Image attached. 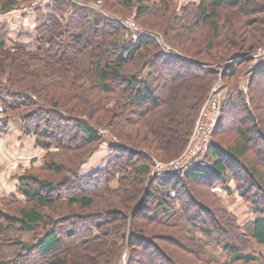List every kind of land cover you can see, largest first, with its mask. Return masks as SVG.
Masks as SVG:
<instances>
[{
	"label": "trees",
	"instance_id": "1",
	"mask_svg": "<svg viewBox=\"0 0 264 264\" xmlns=\"http://www.w3.org/2000/svg\"><path fill=\"white\" fill-rule=\"evenodd\" d=\"M22 1L0 0V13L32 0ZM114 1L125 7L137 5L139 14L161 9L159 4H147L149 0ZM257 1L190 2V7L196 10L194 26L215 19L218 16L217 10L221 8L233 10L240 16L241 30H234V27L227 29L226 26L221 29L214 20L211 22V47L216 48L219 44L226 47L227 53L223 54L222 60L230 61L231 58L243 55V51H237L239 48H255L264 44V20L256 16L264 13V3L262 0ZM107 4L109 9L114 10V4ZM251 5H254L253 8ZM33 13L36 22L31 33L19 32L16 38H11L13 29L4 21L0 24V54L13 57L12 68L5 67V62L4 67L0 64V77L7 74L9 79V84L0 83V93L4 95L0 96V103L8 106L10 110L32 106L37 112L54 115V119L44 120L46 128L43 131L36 122L37 116L34 114L37 113L23 115V122L28 126L25 131L38 135V146L44 145L48 148L55 144L59 150L75 149L78 148L75 141L79 134L88 145L99 143L108 135L102 129L109 126L110 119L116 121L117 128L109 126V133L114 135L116 141L109 144L113 156L106 165L85 175L81 176L77 168L90 158L91 150L74 165L76 167L68 168L69 178H64L58 184L31 175L20 177L24 198L33 204L22 208L18 216L1 212L0 220L9 221L13 226L18 224L22 231L35 233L36 236L28 242L14 240L19 245V251L10 262L0 256V264H98L97 259L100 261V258L103 259L102 264H111L106 249L112 242L118 249V240L114 237L119 236V232L122 233L123 227L127 226L130 227L129 246H142L145 251L143 260L138 259L136 262L177 264L172 252L169 253L164 247L152 242L143 226L158 224L183 228L191 233L193 227L199 226L197 223L202 220L204 213L209 214L210 220L205 223H211V226H201L199 231L206 238L219 239L215 248L223 250L224 260L213 259L207 253L204 254L203 249H196L199 260L214 264H264V254L256 249L257 246H264V112L258 111L256 117L253 114L255 98H264V60L256 62V73L249 78L247 84L248 95L232 92L228 96L213 134L233 132L238 135L240 144L235 142L233 146H226L220 140H213L206 156L197 165L154 176L149 197L145 196L141 202L127 208L126 210L131 211L130 215L123 209L113 208L105 212H95L96 214L72 213L63 219H47L44 210L54 207L58 202L67 203L69 208H96L95 196L99 192L108 191L117 197L121 193H129V190L122 189L121 184L115 186V182L120 183L134 175L141 183L143 177L150 173L153 161L146 150L139 145L137 147L129 144V140L124 138V134L131 127L140 125L147 128L149 135L154 136L153 141L157 144L151 145L149 149L160 151L166 158L180 154L192 134L194 119L206 98L204 95L218 72L209 67L208 63L191 62L190 59L176 56L161 48L156 49L157 42L148 34L125 30L120 21L88 6L52 0L35 8ZM251 15H254L253 19ZM27 37L29 40H23ZM38 60L48 65V68H40L35 74L29 65ZM86 61L94 62L95 87L106 95L116 94L118 97V104L105 111L104 117L101 114H92L90 102L82 107V111L81 108L75 106L73 109L71 106L77 100L74 97H81L82 90L75 87L71 80L69 82L66 65L78 68ZM229 63L224 68L227 67V73L230 69V77H233L236 74L234 67L242 63L248 64L249 60L239 59L228 67ZM27 79L30 81H25ZM43 80L46 83H42ZM186 82L189 83V88L199 85L195 91L196 99L191 104H187L186 97L192 90L181 91V86ZM201 85L204 87L203 91L200 89ZM255 89L257 96L253 94ZM33 97L39 99L34 100ZM182 97L185 103L181 101ZM54 100L56 102L53 103ZM247 100L252 106L247 105ZM76 103L81 105L77 101ZM65 107L69 109H63ZM5 109L9 110L7 107ZM71 110H75L76 114L66 115L71 114ZM242 113L243 117L237 118ZM124 114H132L127 118L129 123H125L124 119L122 124ZM60 121L72 123L76 131L62 126ZM176 123L178 128L170 130L169 127ZM246 127L251 128L252 132L245 131ZM47 128L54 130L55 134H49ZM249 152H255L257 163H248ZM158 155L161 156L160 153ZM49 169L60 174L63 166L50 165ZM230 180L242 181L243 184L240 183L239 186L241 195L254 209L255 219L248 229L240 226L236 216L228 213L226 209H219L222 214L219 216L217 211H210L199 205L185 184L186 181L209 183L210 186L222 183L223 187L228 188ZM70 184L72 185L69 186ZM150 201H153V206ZM1 223L0 237L6 232V224ZM65 227L66 244L61 236ZM188 237L196 239L195 235ZM3 244L7 243L0 242V248ZM116 248L113 246L112 252L116 253ZM121 249L122 246L118 249L120 253ZM93 251L97 252L95 258L92 256ZM146 257H149L147 262Z\"/></svg>",
	"mask_w": 264,
	"mask_h": 264
},
{
	"label": "rangeland",
	"instance_id": "2",
	"mask_svg": "<svg viewBox=\"0 0 264 264\" xmlns=\"http://www.w3.org/2000/svg\"><path fill=\"white\" fill-rule=\"evenodd\" d=\"M19 1L23 2L22 0ZM81 1L89 2V4L103 11L105 14H107V16L112 17L116 20H120V23L125 27V30H139L140 33L148 34L149 37H151L157 42L158 45H156V49L161 48L176 56L178 55L182 56V58L190 59L191 62L198 61L204 62L206 64L208 63L207 65L209 67L211 66L215 68L218 73L217 76H215L214 80L211 81L209 85V90L204 95L206 96V98L194 119L192 134L180 154L172 158H166L160 151L158 152L149 149L152 147L151 145L156 146L157 144L153 141L154 136L149 135V132L147 133V128L144 127V129L143 127H140V125H137L136 127H131L128 132L124 134V138L129 140V144H133L137 147L139 145L141 149L146 150L147 153L152 157L153 161L150 173L143 177L144 179H142L141 183H139L138 179H135L134 175H130L129 177H127L126 180L120 181V183L115 182V186L121 184L122 189L129 190V193H121L117 197L116 195H111V193L108 191L99 192V194L95 196L96 208H91L87 210L79 209L78 206L69 208L67 203L58 202L54 207H50L44 210V215L47 219H63L68 214L72 213L96 214L95 212H105L113 208L123 209L128 215H130L131 211L126 210L127 208L133 207L137 202H141L145 196L149 197V192L153 180L152 178L154 176L160 175L157 174L159 173V169L157 167L171 165L172 162L176 160L181 161L188 156V149L190 147L191 139L194 137V135H196L195 130L199 121V117L209 100L214 97L216 93L218 94L223 91L221 101V105L223 106V104H225L226 102V99L229 95H231L232 92H241L243 95L247 94L248 81L256 73V62L264 60V44L255 48H251L249 46L245 47L244 49L239 48L237 51H243V55L231 58L230 61L222 60L224 56L223 54L227 53L224 44H219L216 48L211 47V39L213 38L211 22H213V20L220 26L221 29H223L224 26H226L227 29L234 27V30L241 28L240 16L233 10H227L224 8L218 9V16L215 19H210L207 23H203L200 25L198 24L197 26H194L193 23L195 22L194 19L196 18V10L195 8L190 7V2H197V0H149L147 4H149L150 6L159 4V6H161V9H153L147 14H139L137 10V5H128L127 7L122 5L120 6L114 0ZM262 2L264 3V0H262ZM107 3L111 4L112 6L114 4V10L109 9L107 7ZM254 5L256 7V1H254ZM253 16L254 15H251L252 19ZM256 16L262 19V21L264 20V13L257 14ZM4 22L9 24L10 28L14 29L11 30L12 33L10 34V37L16 38V35L19 32L31 33L33 31L32 25L36 22V16L34 13L32 15L30 13H27L26 16H14L11 22H7L6 20ZM0 24H3L1 19ZM23 40L29 39L27 37ZM211 50H213V52ZM228 50L230 49L228 48ZM0 58L1 67H4L5 62V67L9 69L12 68V56L9 57L6 54L1 53ZM239 59H248L249 63L245 65L244 63H242L238 64L237 67L235 66L234 71L236 72V74L233 77H230V69L227 73V67L224 68V66L227 62H230L228 65V67H230L231 65L235 64L233 63L234 61L236 62ZM30 66H32L31 70L34 71L35 74H37V71L40 70V68H43V70H46L48 68V65H45L40 60L36 61V63H30L29 67ZM66 69H68L67 73L70 77L69 82L71 80L72 83H75V87L80 88L82 90L80 91L81 97H74L73 95L74 98H77V100H74L71 104L73 109H75L76 106L77 108H81L80 111H82V107L90 102V106L93 108L92 114H101L104 117L105 111H108L110 108L118 104V97L116 94L106 95L101 92L97 87H95L96 75L94 71V62L86 61L80 64L78 68H76L74 65H66ZM0 80V83L9 84L7 74L1 75ZM25 81H30V79H27ZM201 82L202 81H198V83ZM28 83H30V86H32L31 82ZM42 83L46 82H44L43 80ZM52 83H50L49 87H51ZM183 85V87L181 86V89L183 88V90L181 91L188 92L192 90L186 97L187 104H191L196 99L197 95L195 91H197L199 85L196 87L194 85V87L192 88H189V83L187 82ZM62 88L65 87L63 86ZM200 89H202L201 91H203L204 87H202L201 85ZM201 91L198 90L199 93ZM254 92L253 94L257 96L256 89L254 90ZM0 96L4 95L0 93ZM32 99L36 100L39 98L33 97ZM233 99L235 101L236 97ZM76 101L81 103V105L79 106ZM181 101L185 103V99L183 97L181 98ZM52 102L54 103L56 102V100ZM236 102L239 103L240 101L237 100ZM254 102L255 113L253 114L256 117L259 112L261 113V110L262 112H264V98L256 97ZM246 103L249 107L250 105L252 106L250 101L247 100ZM4 107H7L9 109L8 106L4 105ZM5 108L3 110V113L6 114L7 117L0 121V152H7L9 150L10 142L14 140V142H12L11 144L16 149L18 148V142H22L25 144L26 150L24 152V157H27L28 159L23 161V163H19L18 159H16L13 161L14 163L9 162L0 165V213L5 212L10 214L11 216H18L19 211L22 208L26 206L30 207L33 204L32 201H28L26 197L24 198V195L21 191V176L31 175L37 177L40 180H45L48 182H52L53 184H58L59 181L65 180L64 178H69L67 177L68 170L71 167H76L74 165L79 160H81L82 157L89 153L88 151H92L90 154V158H88L84 165L77 168V171L81 176L89 173L90 171L96 168L100 169L104 167L106 165V162L113 156L110 151L109 144L111 141H116V138H114V135L112 136V134L109 133L111 130L109 126H114L115 128H117V126L115 125L116 121L114 119H110L108 122L109 126H107L106 129H102L105 134H108L104 137V141L88 145L85 143L86 141L82 138L81 134H79L77 135V140L75 141V144H78V148H62L59 150L56 148L55 144L50 145V147L48 148H46L44 145L38 146V135L33 133H27L25 130L26 128H28V126L25 122H23V115H26V113H37L34 114V116H37L36 122L40 124V130L43 131L46 128L44 125V120L47 118L52 119L54 116L53 114L48 115L46 113H40V111L37 112L33 109L34 107L32 108V106L27 107V109L15 110H7ZM63 109L69 108L65 107ZM238 109L243 110L242 107H238ZM70 113L71 114L66 115H75L76 111L71 110ZM221 113L222 110L219 113V119ZM124 115L125 118L124 116L122 117V124L124 122V119L125 123H129L127 118L128 116H132V114ZM241 117H243V113L238 114L237 116V118ZM60 124L62 126H68L69 128H71V131L73 129V132L76 131V128L73 127L72 123L60 121ZM177 128V123L171 128L169 127V129L172 131L176 130ZM246 128L247 129H245V131L251 130V128L249 127ZM46 130L49 134H55L54 130L52 129L47 128ZM5 131L8 132L6 133ZM250 132H252V130ZM8 134L14 137V139L9 138L5 140L3 135L7 136ZM70 134L71 133H69V135ZM212 137L213 140H220L226 146H233L235 142H237L238 144L241 143L238 135L234 134L233 132H218ZM252 137H254V135H252ZM159 153L161 154V156L158 155ZM203 158L204 157L200 158L199 160ZM247 159L248 163L251 164L258 162V158L255 155V152H249L247 154ZM48 165H52L55 167L60 165L63 166L62 173H54L52 170L49 169ZM34 166L37 169L34 168ZM240 183L241 185L243 184L242 181L239 182L237 180H230L229 186L227 188L223 187L222 183H215L214 186H210L209 183L203 182H185L186 186L191 191L194 200L199 205L209 209L210 211H217V215L219 216L222 215L219 209H226L228 213H232L236 216L237 222L238 224H240V226H243L244 228L248 229L250 223L255 219V213L252 205L247 201L245 197L241 195L242 193L239 190ZM71 185L72 184H70L69 186ZM249 197L251 198L250 194ZM152 202L153 201H150L151 206L154 205V203ZM201 219L202 220L197 223L199 226L193 227V229H191V233L186 230L188 232L187 233L183 228L179 229L176 227H166L160 226L158 224L147 225L143 227H145L146 231L144 232L148 235L149 239L152 242H155L160 246L164 247V249L169 251V253L172 252L173 258L177 261V264H214L199 260V256L196 252V249H203V253H207V255L211 256V258L213 259H218L221 261L224 260L223 250L215 248L216 243L219 242V239L217 237L212 239L206 238L201 233V231H199V228L201 226H206L207 228L211 226V223H205L206 220H208V222L210 220L209 214L204 213V215L201 216ZM0 222L6 224V232L4 234H1L0 242L2 243L3 241V243L5 242L8 244H3L4 246H1L0 256H3L4 259L7 258L9 261L12 260L15 253L18 252L20 249L19 245H17L14 240L21 239L24 242H28L30 240H34L36 234L32 232L22 231L18 224L13 226L12 223L9 221L6 222L0 220ZM63 224L64 223L62 222V225ZM129 229V226H127L126 228L123 227L122 233L119 232L120 235L114 237L118 240V249L120 246H122L121 253L116 248V245H114V242H112L111 246L107 247L106 250L109 257V262H111V264H140V261L136 262L135 260H143L145 255L144 248L142 246H129ZM66 230L67 227H65V230L61 231V236L63 238L64 244H66L67 242ZM192 234L196 236V239L188 237L190 235L194 237V235ZM9 240H11L10 242L12 243H10ZM235 243L239 244L238 241H235ZM113 246L117 250L116 253L112 252ZM256 249L257 251L264 254V246H257ZM96 253L93 251L92 256L94 258L97 256ZM135 255H138L140 258H136ZM35 259L40 261L39 258ZM148 259L149 257H146L145 261L147 262ZM97 260L98 264H102V258H100V261L99 259Z\"/></svg>",
	"mask_w": 264,
	"mask_h": 264
},
{
	"label": "built area",
	"instance_id": "3",
	"mask_svg": "<svg viewBox=\"0 0 264 264\" xmlns=\"http://www.w3.org/2000/svg\"><path fill=\"white\" fill-rule=\"evenodd\" d=\"M52 0H32L28 3L21 4L20 7L11 8L9 11L0 14L1 21L11 22L14 16L27 15V13L33 14V10L38 6H43L46 3L51 2ZM72 3H77L80 5L91 7L102 14H105L103 11L93 7L89 2H83L81 0H64ZM107 15V14H105ZM120 21V20H118ZM122 22V21H121ZM35 23L32 25L34 27ZM12 29V28H11ZM133 29V28H131ZM14 30V29H13ZM134 32H139V30H134ZM216 91V90H215ZM222 93H216L209 102L206 104L204 109L201 112L199 121L196 126L194 137L191 139L190 147L188 149V156L181 161H174L171 165L157 167L159 173L157 174H166L172 171H179L195 166L200 161L199 159L205 157L208 149L213 141V133L218 124L219 113L221 112V101ZM220 95V96H219ZM4 106L0 104V121L6 117V114L3 113ZM177 162V163H176Z\"/></svg>",
	"mask_w": 264,
	"mask_h": 264
},
{
	"label": "crops",
	"instance_id": "4",
	"mask_svg": "<svg viewBox=\"0 0 264 264\" xmlns=\"http://www.w3.org/2000/svg\"><path fill=\"white\" fill-rule=\"evenodd\" d=\"M197 1H199V0H197ZM5 132L7 133L8 131H5ZM3 136H4L5 140L9 139V138L14 139V137L10 136L9 134L7 136L6 135H3ZM12 142H14V140ZM12 142H10L9 150L7 152H0V165H3L5 163H9V162L14 163L13 161L16 159H18L19 163L20 162L23 163V161L28 159L27 157H24V152L26 150L25 144L22 142H18V148H17L18 150H17L11 144Z\"/></svg>",
	"mask_w": 264,
	"mask_h": 264
}]
</instances>
